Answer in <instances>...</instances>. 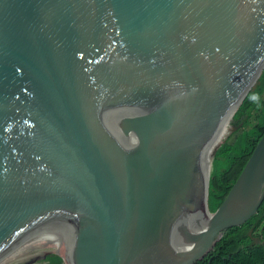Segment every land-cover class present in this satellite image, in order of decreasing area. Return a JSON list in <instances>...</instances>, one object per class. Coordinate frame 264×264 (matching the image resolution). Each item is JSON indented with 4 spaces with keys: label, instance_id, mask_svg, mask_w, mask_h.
<instances>
[{
    "label": "water",
    "instance_id": "95a60500",
    "mask_svg": "<svg viewBox=\"0 0 264 264\" xmlns=\"http://www.w3.org/2000/svg\"><path fill=\"white\" fill-rule=\"evenodd\" d=\"M264 68V0H0V264H195L264 197V132L216 209L212 157Z\"/></svg>",
    "mask_w": 264,
    "mask_h": 264
},
{
    "label": "trees",
    "instance_id": "16d2710c",
    "mask_svg": "<svg viewBox=\"0 0 264 264\" xmlns=\"http://www.w3.org/2000/svg\"><path fill=\"white\" fill-rule=\"evenodd\" d=\"M255 115L256 121L250 117ZM237 127L225 136L211 161L208 206L220 204L264 132V68L233 113ZM38 264H64L62 256L48 252ZM195 264H264V197L257 211L240 225L224 230L214 248Z\"/></svg>",
    "mask_w": 264,
    "mask_h": 264
},
{
    "label": "bare ground",
    "instance_id": "6f19581e",
    "mask_svg": "<svg viewBox=\"0 0 264 264\" xmlns=\"http://www.w3.org/2000/svg\"><path fill=\"white\" fill-rule=\"evenodd\" d=\"M227 127H228V125L226 126V128H225V130H224V132H223V134L221 135V137H220V139L219 140H223L224 138H225V136H227L226 135V130H227ZM225 140V139H224Z\"/></svg>",
    "mask_w": 264,
    "mask_h": 264
},
{
    "label": "rangeland",
    "instance_id": "374dc122",
    "mask_svg": "<svg viewBox=\"0 0 264 264\" xmlns=\"http://www.w3.org/2000/svg\"><path fill=\"white\" fill-rule=\"evenodd\" d=\"M256 119H257V117H256L255 115H252V116L250 117V120H251L252 122L256 121Z\"/></svg>",
    "mask_w": 264,
    "mask_h": 264
}]
</instances>
